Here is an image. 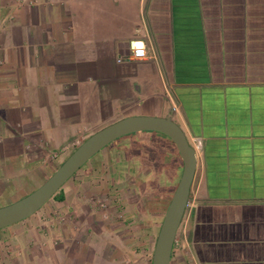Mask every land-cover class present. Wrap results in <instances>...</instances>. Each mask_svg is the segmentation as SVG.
I'll return each instance as SVG.
<instances>
[{"label":"crops","instance_id":"0c3cea01","mask_svg":"<svg viewBox=\"0 0 264 264\" xmlns=\"http://www.w3.org/2000/svg\"><path fill=\"white\" fill-rule=\"evenodd\" d=\"M131 41L146 59L128 60ZM130 112L170 117L195 150L170 264H264V0H0V186L40 185ZM106 158L3 230L0 264H150L162 201L153 221L125 206V161Z\"/></svg>","mask_w":264,"mask_h":264},{"label":"water","instance_id":"95a60500","mask_svg":"<svg viewBox=\"0 0 264 264\" xmlns=\"http://www.w3.org/2000/svg\"><path fill=\"white\" fill-rule=\"evenodd\" d=\"M139 132H156L167 137L174 144L182 163L181 176L165 210L151 256V264H170L197 163L194 148L170 117L129 116L91 135L36 190L0 208V230L33 216L96 154L121 137Z\"/></svg>","mask_w":264,"mask_h":264},{"label":"rangeland","instance_id":"374dc122","mask_svg":"<svg viewBox=\"0 0 264 264\" xmlns=\"http://www.w3.org/2000/svg\"><path fill=\"white\" fill-rule=\"evenodd\" d=\"M98 116L100 115H99V110L96 106V108L94 109V117L97 119ZM129 116H131V112L125 115H116L110 118L109 120H106L105 122L96 125L95 129L87 133L85 140L91 135L100 131L101 129ZM56 149L58 150L60 148H56ZM117 151H120L119 156H123L125 158V162H123V164L120 165L123 167H121V171H120L121 179H119V184L127 188L131 196L134 195L132 199L129 200L130 204L128 203L126 205L132 208L133 211H135L136 213L142 215L144 220L150 219V221H153L151 215L145 213V211L149 209L152 211V209L155 206V203H153L151 199L150 202L148 203L147 201L143 200V198L141 197L143 195L147 197L148 196L158 197L164 194L163 192H165L166 195L165 197L169 201V199L173 195L181 176L180 173L181 163L179 161L178 156H176L174 152L173 145L166 137L156 132L134 133L121 137L120 139L109 144L106 148H104L102 151L96 154L87 164H89L90 162L98 161L100 158H102L103 155L108 157L112 156L113 158L114 154L116 155V153H118ZM70 154L71 153L69 151L65 150L63 155H61V157L59 158V160H57V162L54 163L55 164L54 168L47 173V176L42 181H40L39 184L41 185L68 158ZM101 161L102 162L104 161V163L102 164V167L100 166L99 171L100 170L110 171L111 165L109 160L106 158V160L104 159ZM87 164L83 166L81 170L84 169L87 166ZM134 164H138L139 169H136V167L133 166ZM140 173H142L141 174L143 175L142 177L139 176ZM145 173L146 175H144ZM127 174L130 177L129 181H127L126 179ZM68 182L61 188L60 191H64ZM100 184L101 185L103 184V186H105V183L103 181H101ZM12 185L14 184H12L11 182L9 186L7 185L0 186V193L2 191H5L4 195L0 194V208L20 200L21 198L32 193L40 186V185H36L32 189H26L25 193L12 194L13 191L9 189L12 187ZM140 187L146 189L145 193L142 192ZM151 189H153V191ZM53 202L55 201L50 200L47 204H45V206H43L35 214H40L41 212H45L48 206ZM164 206L166 207L167 205L165 204ZM162 219L163 218L161 216L160 219L157 218L155 219V221L157 223H161ZM26 221L27 219L9 228L0 230V238L2 237L3 230H8L10 233L22 231V229L24 228L23 224ZM158 232L159 230L156 229V237L158 235ZM151 252H153V249L151 250Z\"/></svg>","mask_w":264,"mask_h":264},{"label":"flooded vegetation","instance_id":"af4514ba","mask_svg":"<svg viewBox=\"0 0 264 264\" xmlns=\"http://www.w3.org/2000/svg\"><path fill=\"white\" fill-rule=\"evenodd\" d=\"M118 152V154H120V151H117ZM117 154V153H116ZM121 157V161H125V158L123 157V156H120ZM124 158V159H123ZM101 159L102 158H100L98 161H95V162H93V163H89V164H87V166L84 168V169H82V170H80L79 172H84V171H86V170H89V166H90V164H92V167L96 170V169H100V166L102 167V164H101ZM101 161V162H100ZM109 162H110V160H109ZM114 162H115V160H114ZM99 163V164H98ZM111 165V164H110ZM85 166V165H84ZM133 166H135L136 167V169H139V165L138 164H134ZM142 171H144V170H142ZM143 173V172H142ZM142 173H140V177H142L143 175H141ZM147 173V172H146ZM146 173L144 174V175H146ZM73 179V178H72ZM130 180V177H129V179H127V181H129ZM106 186V185H105ZM98 187H100V185L98 186ZM120 187V186H119ZM123 187V186H122ZM135 187V186H134ZM124 188V187H123ZM140 189L142 190V192L143 193H145V191H146V189L145 188H143V187H140ZM125 191H128L129 192V190L126 188L125 189ZM150 191V190H149ZM152 191H153V189H152ZM164 194H162V196H153V197H151V196H142L141 198H143V200H145V201H147L148 203L150 202V199H151V201H153V203L155 202L154 200H157L156 202H155V205H156V203L159 205V201H162V207H165L164 205L166 204L167 205V198L165 197V192H163ZM134 196V195H133ZM133 196H131L130 195V197H129V200L130 199H132V197ZM90 200L92 201L93 199L92 198H90ZM129 200H123L122 202L125 204V206H126V204H128L129 203ZM98 203H99V206H100V208H102V209H100V210H104L105 212L102 214V217H103V219H109L110 217V212L108 211V209H107V206L105 205V203L104 202H101V201H98ZM130 204V203H129ZM165 209H166V207L165 208H163L162 210L163 211H165ZM122 211H124L123 209H122ZM121 211V212H122ZM127 212H129V211H127ZM149 212V210H147V211H145V213H148ZM119 213V212H118ZM117 213V216H119L120 214H118ZM123 214H121L120 215V217L122 218L123 216H122Z\"/></svg>","mask_w":264,"mask_h":264},{"label":"built area","instance_id":"2783aa9c","mask_svg":"<svg viewBox=\"0 0 264 264\" xmlns=\"http://www.w3.org/2000/svg\"><path fill=\"white\" fill-rule=\"evenodd\" d=\"M130 56L128 60L130 61H141L146 59L147 51L144 45L138 41H131L129 43ZM176 241H174L175 244Z\"/></svg>","mask_w":264,"mask_h":264},{"label":"trees","instance_id":"16d2710c","mask_svg":"<svg viewBox=\"0 0 264 264\" xmlns=\"http://www.w3.org/2000/svg\"><path fill=\"white\" fill-rule=\"evenodd\" d=\"M163 136V135H162ZM165 137V136H164ZM167 138V137H166ZM168 139V138H167ZM169 140V139H168ZM170 141V140H169ZM171 142V141H170ZM171 144L173 145V147H174V152H175V154H176V156H178V158H179V155H178V152H177V150H176V148H175V146H174V144L171 142ZM75 148L76 147H74L72 150H70L69 152L70 153H72L74 150H75ZM175 156V155H174ZM61 190V189H60ZM58 191L53 197H52V199H51V201H55V202H63L64 201V195H63V192L62 191ZM171 199V198H170ZM170 199H169V201H170ZM169 201L167 202V203H169ZM167 206H168V204H167ZM167 206H166V208H167ZM166 210V209H165ZM174 249V248H173ZM172 252H173V250H172ZM150 264H151V261H150Z\"/></svg>","mask_w":264,"mask_h":264}]
</instances>
